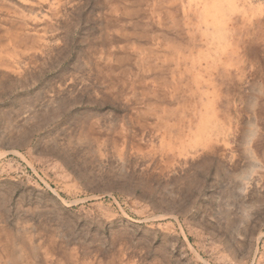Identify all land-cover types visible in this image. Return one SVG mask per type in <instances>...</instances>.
Wrapping results in <instances>:
<instances>
[{
    "label": "rangeland",
    "instance_id": "1",
    "mask_svg": "<svg viewBox=\"0 0 264 264\" xmlns=\"http://www.w3.org/2000/svg\"><path fill=\"white\" fill-rule=\"evenodd\" d=\"M0 264H264V0H0Z\"/></svg>",
    "mask_w": 264,
    "mask_h": 264
}]
</instances>
